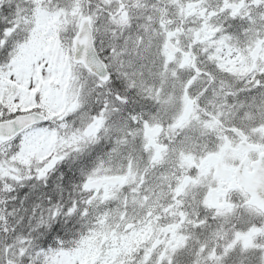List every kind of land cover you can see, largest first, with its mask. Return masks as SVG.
Listing matches in <instances>:
<instances>
[{"label":"snow or ice","instance_id":"obj_1","mask_svg":"<svg viewBox=\"0 0 264 264\" xmlns=\"http://www.w3.org/2000/svg\"><path fill=\"white\" fill-rule=\"evenodd\" d=\"M0 264H264V0H0Z\"/></svg>","mask_w":264,"mask_h":264}]
</instances>
